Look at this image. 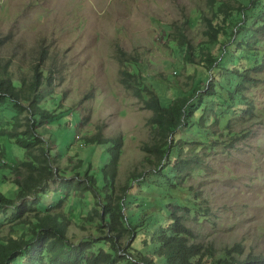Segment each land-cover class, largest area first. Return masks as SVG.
Here are the masks:
<instances>
[{"label": "trees", "instance_id": "obj_1", "mask_svg": "<svg viewBox=\"0 0 264 264\" xmlns=\"http://www.w3.org/2000/svg\"><path fill=\"white\" fill-rule=\"evenodd\" d=\"M208 6V16L195 12L205 29L204 45L195 49L185 26L164 30L166 46L182 54L179 65L195 67L194 77L198 75L189 93L176 90L167 105L148 82L141 59L127 58L117 48L119 82L143 109L153 112L149 123L155 131L154 143L143 149L150 154L145 159L149 169L134 175L122 194L118 177L123 138L98 133L79 141L76 135L79 148L94 147L87 160L77 150L69 154L73 141L58 138L51 129L69 130L75 122L73 111L64 108L53 91V70L46 74L35 63L30 77L15 78L9 64L0 62V168L9 169L12 176L5 180L18 186L16 198L0 193V212L5 213H0V229L14 219L22 226L19 237L0 239V264H264V256L244 251L242 242L222 246L214 258V246L198 242L187 223L191 212L196 221H209V209L197 207L195 189L189 188L184 198L177 194L186 191L182 184L190 170L207 174L210 148L235 147L246 138L237 125L264 118L253 95L259 82L254 76L264 74V0H209ZM238 12L243 18L234 21ZM44 56L43 49L39 61ZM163 97L169 99V94ZM4 137L22 147L26 158L6 162ZM166 200L174 202L175 210ZM151 204L167 205V222L159 220L161 214ZM132 207H141L135 218L129 215ZM19 256L21 262L16 263Z\"/></svg>", "mask_w": 264, "mask_h": 264}, {"label": "rangeland", "instance_id": "obj_2", "mask_svg": "<svg viewBox=\"0 0 264 264\" xmlns=\"http://www.w3.org/2000/svg\"><path fill=\"white\" fill-rule=\"evenodd\" d=\"M240 1L249 3V0ZM208 2L0 0V62L9 64L8 70L15 78L21 75L30 77L31 66L35 63H39L46 74L49 69L53 70V91L61 97V105L73 111L70 114L75 122L69 130L63 126L51 129L57 132L58 138L61 135V139L73 141L69 154L77 150L86 159L91 146L94 147L85 145L79 148L76 135L79 141H83L81 138L85 134L98 133L105 137L123 138L118 177V191L122 194L126 185L133 184L134 175L149 169L145 159L150 154L143 149L154 143L155 131L149 123L153 112L143 109L139 99L119 82L121 64L117 59V48H122L127 58L135 56L141 59L148 82L153 84L167 105L166 100L175 97L176 90L182 94L189 93L198 75L194 77L195 67L179 65L183 64L182 54H173L166 46L164 30L185 26L194 48L204 45L205 29L195 12L206 15ZM239 18H243L241 12L233 16L234 21ZM260 39L264 42V37ZM43 49L45 56L39 61ZM261 51H264V46H261ZM254 77L259 80L258 88L253 89L254 105L257 112H264V74ZM167 93L169 99L163 97ZM246 122L243 126L237 125L238 131H243L242 137L245 135L246 138L233 148L218 145L210 148L206 157L207 174L190 170L182 184L186 191L175 192L184 198L190 194L189 188L195 189L197 207L209 209V221H196L198 218L194 212L187 221L193 227L198 242L212 244L216 250L242 242L244 251L264 256V118H249ZM1 141L6 162L19 163L26 158L25 150L15 141L7 137ZM66 147L67 142L63 149ZM56 148L58 142L54 141L52 149ZM10 176L9 169L0 168V193L16 198L17 184L5 180ZM141 187L142 191L147 189L145 185ZM168 188L166 185V190ZM140 195L142 193L134 198ZM165 203H169L170 210H175L171 206L173 201L166 200ZM67 204L71 205V202ZM141 207H132L129 215L135 218ZM169 209L167 205H152V210L160 212L161 222L168 221L166 214H169ZM140 216L137 218L141 219ZM12 228L18 230L12 232ZM21 230L22 226L16 225L15 219L10 220L1 226L0 239H7L9 234L19 237ZM218 252H213L214 258ZM21 258L19 256L16 263L21 262Z\"/></svg>", "mask_w": 264, "mask_h": 264}, {"label": "clouds", "instance_id": "obj_3", "mask_svg": "<svg viewBox=\"0 0 264 264\" xmlns=\"http://www.w3.org/2000/svg\"><path fill=\"white\" fill-rule=\"evenodd\" d=\"M77 139H78V136H77Z\"/></svg>", "mask_w": 264, "mask_h": 264}]
</instances>
